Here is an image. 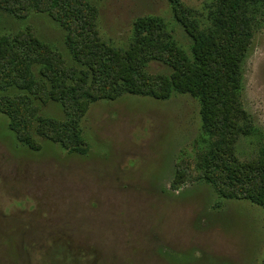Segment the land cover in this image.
<instances>
[{
  "label": "rangeland",
  "instance_id": "rangeland-1",
  "mask_svg": "<svg viewBox=\"0 0 264 264\" xmlns=\"http://www.w3.org/2000/svg\"><path fill=\"white\" fill-rule=\"evenodd\" d=\"M55 1L0 0V65L10 56L15 81L36 84L25 140L0 116V264H264V205L251 201L264 184V0ZM233 41L234 82L211 100L207 67ZM154 57L175 59L176 76L136 69ZM41 66L62 71L53 85ZM49 116L81 131L86 155Z\"/></svg>",
  "mask_w": 264,
  "mask_h": 264
},
{
  "label": "trees",
  "instance_id": "trees-1",
  "mask_svg": "<svg viewBox=\"0 0 264 264\" xmlns=\"http://www.w3.org/2000/svg\"><path fill=\"white\" fill-rule=\"evenodd\" d=\"M168 1L171 2L173 5L176 4L177 6H180V0H168ZM55 3H56V7H58L59 6L58 0H56ZM9 12L15 17L14 19H20L19 15L16 12L11 10H9ZM150 24L154 25L156 24V21L150 22ZM22 46H23L22 44H18L16 47L11 49V52L18 51L20 48H22ZM40 48L41 49L43 48L42 45H40ZM237 48H238V44L236 42L233 41L229 43L226 49L223 48L220 50L221 51L220 60L222 61V63L219 62L217 63L212 61V63L207 67L210 73L209 75H206L204 81V89L205 92L207 91V96L211 100L215 101L216 99L219 98L222 101L226 102L227 95L223 92L222 87L225 83L234 82L233 77L235 76L237 69L234 65V61L236 59L234 50ZM135 50L131 52L132 53L131 56L135 55ZM199 51L201 54L204 53L203 43L200 44ZM228 60L230 64L227 63ZM152 62L164 63L170 70L173 71L174 76H172V78L176 76L178 69L176 66L175 59H173L172 62L168 64L161 57H154L150 61L149 60L144 61L136 69L141 71V73H143L145 77H147L146 76V74H148L147 70L149 69V64ZM1 63L2 64L0 65V69H2V72H0V116L7 117L11 122L10 128L12 132L15 135H17L18 138L25 140L24 138L25 131H29L27 124L28 121L27 111H26V108L28 106H26V103L31 104V102L34 100V92H35L36 84L34 83L26 84L25 81H23V84H19L15 81V76L17 75V73H19L22 70L21 69L22 64H20V62H18L17 60L11 59L10 56L5 55L4 60L1 58ZM56 69L57 71L55 72L53 71V69H51L48 66H44V67L41 66V70H40L41 74H39L38 77L43 75L45 78L42 77L43 78L42 81H45L50 85H53V81L51 78L55 77V75L59 76L62 73V71L59 68ZM136 69L134 74H136L137 71ZM3 70L7 73L9 77L3 75ZM7 78H10L12 82L7 83L6 82ZM137 78L144 79V76L142 74H139ZM39 79L37 80L38 83L41 82ZM138 79L137 81L140 82ZM138 86L139 83H135L134 88L132 89V93H140L141 95H143L142 93H144V95L146 96L160 98V95L157 94V91H155V89H152V87H150L149 89L150 91L147 90L146 92H144ZM213 88L217 90L215 93L212 91ZM51 90H55V89L51 87ZM59 120L60 119H56L50 116L46 117V119L43 117V121L45 123L51 124L52 126L56 127V129H58L59 127H63V128L66 127L69 135L72 136L74 138V141L77 143V147H75V149L73 148L74 149L73 153H76L77 155H81V156L86 155L88 151L78 147V143L81 141V131L77 127L68 128L67 125L62 124ZM255 167L258 169H263L261 165H256ZM217 173L219 174L220 177L222 174H225L226 180L230 182L233 189L237 187L243 188V186L247 184L245 183L247 179L244 178L243 175L235 174L229 166H225L223 168L220 165H218ZM262 174L264 175V172ZM258 178H261V180L264 183V176ZM260 190L262 191V196L258 198L253 197L251 201L257 204L264 205V184L261 185Z\"/></svg>",
  "mask_w": 264,
  "mask_h": 264
}]
</instances>
